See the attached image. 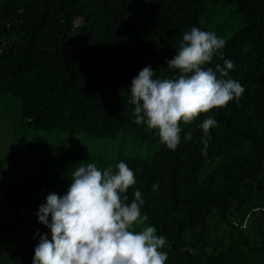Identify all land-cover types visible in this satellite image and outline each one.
<instances>
[{
	"label": "trees",
	"instance_id": "trees-1",
	"mask_svg": "<svg viewBox=\"0 0 264 264\" xmlns=\"http://www.w3.org/2000/svg\"><path fill=\"white\" fill-rule=\"evenodd\" d=\"M193 25L226 40L205 67L219 75L231 58L245 87L210 110L219 124L206 152L207 113L181 122L173 150L130 103L144 66L179 74L167 59ZM8 94L21 114L0 137V264H33L37 230L51 238L39 205L67 192L75 167L120 160L135 170L130 201L139 187L146 224L167 236V264H235L247 253L264 264L245 230L250 211H264V0H0V99ZM55 129L69 137H50Z\"/></svg>",
	"mask_w": 264,
	"mask_h": 264
},
{
	"label": "clouds",
	"instance_id": "clouds-1",
	"mask_svg": "<svg viewBox=\"0 0 264 264\" xmlns=\"http://www.w3.org/2000/svg\"><path fill=\"white\" fill-rule=\"evenodd\" d=\"M224 37L196 25L183 33L178 53L168 58L174 77L160 78L151 64L133 77L130 103L135 121L157 129L160 141L170 149L181 143L182 126L207 113L198 125L203 129L204 152L211 129L218 127L210 110L239 101L244 85L229 75L235 67L231 58L217 71L206 64L214 56H225ZM191 137V132L184 139ZM72 183L63 195L50 192L38 208L39 221L51 229L37 230L33 264H167V236L158 234L149 217L142 213L144 198L139 187L134 199L129 187L137 183L135 170L120 160L115 169L101 168L95 162L80 163L71 173ZM159 187V182L153 188ZM139 228V230H137Z\"/></svg>",
	"mask_w": 264,
	"mask_h": 264
},
{
	"label": "rangeland",
	"instance_id": "rangeland-1",
	"mask_svg": "<svg viewBox=\"0 0 264 264\" xmlns=\"http://www.w3.org/2000/svg\"><path fill=\"white\" fill-rule=\"evenodd\" d=\"M21 114V102L12 94L3 96L0 99V137L8 134L7 128L11 127L15 123H19ZM52 134L50 137L59 138V137H69V134L62 130H51ZM67 134V135H66ZM94 146V145H93ZM109 148L107 149V151ZM264 229V211L259 208H254L250 211L247 219L245 220V230L247 232V237L251 240V246H260L263 249L262 254H264V236L262 232ZM255 250H253L254 253ZM256 252L259 253L258 250ZM252 253V254H253ZM247 258L235 264H253L249 261L250 253H247ZM259 255V254H257Z\"/></svg>",
	"mask_w": 264,
	"mask_h": 264
}]
</instances>
